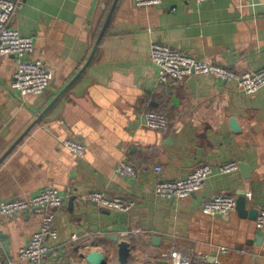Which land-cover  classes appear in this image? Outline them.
Segmentation results:
<instances>
[{
    "label": "crops",
    "instance_id": "1",
    "mask_svg": "<svg viewBox=\"0 0 264 264\" xmlns=\"http://www.w3.org/2000/svg\"><path fill=\"white\" fill-rule=\"evenodd\" d=\"M11 26L33 37L32 57L54 79L42 95L23 97L10 88L16 58L0 56V202L47 188L67 195L55 213L58 238L46 240L49 264H89L93 251L104 253L106 264H121L123 240L131 243L127 264H172L164 255L173 251L192 264H264V229L256 227L258 214L250 215L264 208V88L248 95L206 75L159 84L150 59L153 43H163L238 72L263 69L264 0L147 7L135 0H25ZM146 110L164 113L169 129L144 126ZM67 139L83 143L85 154L67 150ZM122 161L138 169L136 179L116 173ZM231 161L248 170L215 173L184 199L155 194L157 180L186 178L205 163L217 171ZM94 191L135 207L105 209L86 199ZM217 194H245L249 214L204 215V203ZM41 223L35 212L0 215L3 255L30 264L18 253ZM135 229L144 233L134 236Z\"/></svg>",
    "mask_w": 264,
    "mask_h": 264
},
{
    "label": "built area",
    "instance_id": "2",
    "mask_svg": "<svg viewBox=\"0 0 264 264\" xmlns=\"http://www.w3.org/2000/svg\"><path fill=\"white\" fill-rule=\"evenodd\" d=\"M207 1L209 0H195L197 4ZM24 2L25 0H0V56L13 55L16 58L17 69L10 86L11 90L23 97L39 96L49 88L54 75L43 61L32 57L35 51L33 37L24 35L11 26L13 17L23 8ZM135 3L137 6L147 7L160 5L162 0H135ZM150 59L159 69V84L185 81L193 75H206L222 82H235L239 89L248 95L264 88V68L238 72L222 64L202 61L163 43H153ZM142 116L143 125L150 129L161 132L169 129V122L164 113L146 110ZM63 144L67 150L76 155L83 156L86 152V146L77 140L67 139ZM238 170L240 163L236 161L220 165L217 171L210 164L205 163L186 178L157 180L154 187L155 194L164 200L184 199L200 191L215 173L226 175ZM156 171L161 172L162 168L157 166ZM116 173L131 179L139 176L138 169L127 161L120 162L116 167ZM66 198L67 195L57 189L47 188L27 199L13 198L0 202V215L14 216L24 212L42 215L40 229L34 233L28 245L19 250L18 256L21 261H28L30 264H49L50 247L46 240L58 238V232L54 227L55 213L63 207ZM86 199L105 209L124 213L130 212L135 207L134 201H125L122 197H109L98 191L90 192ZM236 209L237 199L234 196L217 194L204 203L202 212L206 216L229 215ZM256 227L260 230L264 229V208L258 213ZM141 233L144 232L140 229L131 232L134 236ZM78 239V235H72V240ZM220 251L229 252L226 247H222ZM164 257L173 258L172 264H192L191 259H178L174 251ZM203 260L207 261L206 258ZM0 264H15L13 260L3 255L1 247ZM214 264L221 263L215 261Z\"/></svg>",
    "mask_w": 264,
    "mask_h": 264
},
{
    "label": "water",
    "instance_id": "3",
    "mask_svg": "<svg viewBox=\"0 0 264 264\" xmlns=\"http://www.w3.org/2000/svg\"><path fill=\"white\" fill-rule=\"evenodd\" d=\"M67 90V89H66ZM65 91H63L64 93ZM62 93V94H63ZM61 94V95H62ZM231 125L234 130L239 131V125L238 123L233 119L231 121ZM19 143H15V145L12 147V149ZM11 149V150H12ZM240 168L243 171L248 170V166L245 164H240ZM238 213L245 217L249 214L247 211V198L245 194H242L239 199L237 200V209ZM258 214V211L251 212L250 215L255 216ZM258 216V215H257ZM132 251H131V243L129 241L123 240L118 243V257L121 264H127L129 262V259L131 257ZM86 261L89 264H106L107 258L104 253L100 251H93L90 254L86 256Z\"/></svg>",
    "mask_w": 264,
    "mask_h": 264
},
{
    "label": "trees",
    "instance_id": "4",
    "mask_svg": "<svg viewBox=\"0 0 264 264\" xmlns=\"http://www.w3.org/2000/svg\"><path fill=\"white\" fill-rule=\"evenodd\" d=\"M194 264H202L201 262H199V261H195V263Z\"/></svg>",
    "mask_w": 264,
    "mask_h": 264
}]
</instances>
